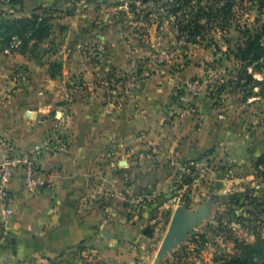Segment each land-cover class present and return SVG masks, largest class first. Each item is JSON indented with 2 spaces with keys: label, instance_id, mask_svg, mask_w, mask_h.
<instances>
[{
  "label": "rangeland",
  "instance_id": "obj_1",
  "mask_svg": "<svg viewBox=\"0 0 264 264\" xmlns=\"http://www.w3.org/2000/svg\"><path fill=\"white\" fill-rule=\"evenodd\" d=\"M227 2L195 0L185 15L173 13L178 0H0V24L38 14L39 22L50 26L48 37L35 49L34 40L25 47L19 36L10 40L0 31L1 83L14 95L31 79L30 72L12 65L16 56L34 62L41 75L57 62L62 68L54 79L63 81L68 94L65 108L76 100L112 110L152 85L171 94L170 103L162 105L166 110L177 103L197 118L201 99L207 97L210 107L217 106L230 124L251 132L256 125L264 127V50H254L246 61L241 50H247L248 36L264 26V9L236 0L193 41L180 31L184 20H191L201 7L222 8ZM41 7L45 10L37 11ZM191 81L203 87L199 98H192L186 88ZM54 132L50 148L67 144L61 126ZM114 158L112 151L105 155L106 160ZM169 190L177 197L175 207L196 212L208 206L209 211L194 234L159 264H224L241 255L242 245L256 242L258 232L264 237V163L258 160L249 175L230 161L187 163ZM156 214L165 219L164 213ZM94 256L79 248L68 257L41 255L16 264H80Z\"/></svg>",
  "mask_w": 264,
  "mask_h": 264
},
{
  "label": "crops",
  "instance_id": "obj_2",
  "mask_svg": "<svg viewBox=\"0 0 264 264\" xmlns=\"http://www.w3.org/2000/svg\"><path fill=\"white\" fill-rule=\"evenodd\" d=\"M23 58L16 56L12 65L31 73L25 87L8 95L0 79V140L24 153L41 149L38 164L51 183L29 192L22 174L15 175L13 215L5 220L0 200V264L68 257L81 244L95 256L80 264H159L177 209L169 188L182 166L224 160L249 175L264 155V127L250 132L230 124L206 96L197 118L177 103L166 110L162 105L171 94L152 85L112 110L76 100L65 108L63 81L46 70L38 74L34 62ZM59 126L67 144L46 149ZM109 151L113 162L105 159ZM4 158L0 145V162Z\"/></svg>",
  "mask_w": 264,
  "mask_h": 264
},
{
  "label": "trees",
  "instance_id": "obj_3",
  "mask_svg": "<svg viewBox=\"0 0 264 264\" xmlns=\"http://www.w3.org/2000/svg\"><path fill=\"white\" fill-rule=\"evenodd\" d=\"M195 0H178V7L173 10V13L177 14L180 11L185 12ZM236 0H228V2L222 8H217L215 5L209 6L208 8H200L197 14L193 15L191 20H184L181 24L180 31L188 33V41H193L197 36L207 28L208 24L218 18V13H225L230 11ZM250 2L256 3L261 9H264V0H249ZM244 2V0H241ZM23 6V2L21 1ZM38 10H45V8H38ZM40 17L38 14H33L31 18L24 17L17 20H3L0 24V31H3V35H6L8 39L12 40L13 37L19 36L22 38L25 47L29 46V42L34 40L33 48H37L39 44L48 37L50 33V26L46 25V22H39ZM206 23L203 24L202 21ZM30 33V38H26L25 35ZM264 37V26L257 32V34L248 36V40L245 43L247 50H241L242 59L244 61L249 60V55L254 50L263 51L262 38ZM26 52V51H24ZM34 50L31 51V53ZM254 56L252 59H256ZM62 64L54 63L50 70V76L54 79L57 73H60ZM57 69V71H53ZM264 163V156L258 159V164ZM257 241L254 243H246L242 245V253L240 256L233 257L224 264H264V237L258 232ZM83 244L79 245L78 248H82Z\"/></svg>",
  "mask_w": 264,
  "mask_h": 264
},
{
  "label": "built area",
  "instance_id": "obj_4",
  "mask_svg": "<svg viewBox=\"0 0 264 264\" xmlns=\"http://www.w3.org/2000/svg\"><path fill=\"white\" fill-rule=\"evenodd\" d=\"M186 88L191 93L192 98H199L203 87L199 82H187ZM54 139H47L45 148L53 145ZM0 145L4 149L5 158L0 162V200L4 206L3 219L13 215L11 208V183L17 173L22 174L23 184L29 192H37L50 184L51 181L43 174L38 159L41 149H36L30 153L18 151L10 142L0 140Z\"/></svg>",
  "mask_w": 264,
  "mask_h": 264
},
{
  "label": "water",
  "instance_id": "obj_5",
  "mask_svg": "<svg viewBox=\"0 0 264 264\" xmlns=\"http://www.w3.org/2000/svg\"><path fill=\"white\" fill-rule=\"evenodd\" d=\"M217 200V198H214ZM208 206L199 211H189L185 207L176 209L168 233L163 240L159 252V260L166 257L170 251L184 244L194 234L195 229L205 220L208 214Z\"/></svg>",
  "mask_w": 264,
  "mask_h": 264
}]
</instances>
